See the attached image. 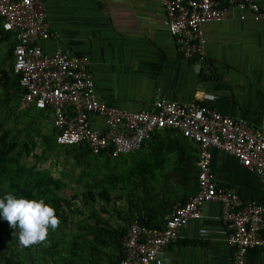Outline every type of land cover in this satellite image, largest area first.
<instances>
[{
	"label": "crops",
	"instance_id": "0c3cea01",
	"mask_svg": "<svg viewBox=\"0 0 264 264\" xmlns=\"http://www.w3.org/2000/svg\"><path fill=\"white\" fill-rule=\"evenodd\" d=\"M251 1L264 12V0ZM44 5L51 37L42 42L43 48L88 56L96 95L107 105L137 112L153 110L162 98L198 101L264 129V19L255 20L251 11L245 19L235 11L221 22L206 23L202 60L187 59L179 52L166 24L163 0H44ZM47 122L53 124V117ZM92 123L96 129L106 127L99 116ZM175 131L173 135L157 130L140 150L121 159V172L134 168L138 175L152 174L156 178L146 181L153 188L149 193L161 191L175 162L188 159L197 147ZM213 172L219 185L233 187L246 203L256 200L264 207V181L236 157L215 150ZM128 185L121 177V209L129 205ZM143 195L140 190L139 196ZM150 204L141 203L139 208L150 209ZM165 212L166 208L154 221L165 220ZM234 254L227 243L221 205L209 202L202 218L182 228L178 241L153 264H234ZM245 264H264V251L248 252Z\"/></svg>",
	"mask_w": 264,
	"mask_h": 264
},
{
	"label": "built area",
	"instance_id": "2783aa9c",
	"mask_svg": "<svg viewBox=\"0 0 264 264\" xmlns=\"http://www.w3.org/2000/svg\"><path fill=\"white\" fill-rule=\"evenodd\" d=\"M163 4L166 24L187 59H204L206 23L221 22L235 11L242 19L247 11L255 20L264 19V12L251 0H163ZM0 20L17 37L14 70L26 90L22 101L51 111L59 145H86L94 155L118 157L140 149L157 130L174 129L199 148L198 192L185 204L174 206L162 228L136 220L123 239L121 264L155 263L178 241L182 228L202 218L209 202L221 205L227 243L235 249L234 264H245L251 250L264 251L263 205L256 200L246 203L235 188L219 185L213 172L214 151L220 150L264 181V129L198 101L162 98L153 110L137 112L109 106L96 95L88 56L43 48L42 42L51 37L44 0H0ZM94 116L104 119V130L93 127Z\"/></svg>",
	"mask_w": 264,
	"mask_h": 264
},
{
	"label": "trees",
	"instance_id": "16d2710c",
	"mask_svg": "<svg viewBox=\"0 0 264 264\" xmlns=\"http://www.w3.org/2000/svg\"><path fill=\"white\" fill-rule=\"evenodd\" d=\"M16 44V35L6 31L0 20V197L10 192L43 199L55 209L59 225L55 231L49 229L44 241L22 247L18 229L0 218V264H121L125 257L123 239L136 220L144 226L162 228L174 206L185 204L198 192L199 148L195 147L188 159L175 162L173 174L164 177L161 191L149 193L153 188L147 182L156 177L143 171L138 175L134 168L121 172V159L142 147L113 157L106 153L94 155L86 145H59V130L54 123L47 133L41 129L45 120H51V111L22 101L26 90L21 75L14 70ZM164 131L177 134L174 129ZM38 145L42 155L56 151L81 167V181L85 182L81 197L65 195L67 185L62 179L23 161ZM144 169L148 170L147 166ZM121 177L130 184L129 205L123 209ZM140 190L143 197L139 196ZM141 203H151V210L140 209ZM165 208V220L154 221Z\"/></svg>",
	"mask_w": 264,
	"mask_h": 264
},
{
	"label": "clouds",
	"instance_id": "9594fccd",
	"mask_svg": "<svg viewBox=\"0 0 264 264\" xmlns=\"http://www.w3.org/2000/svg\"><path fill=\"white\" fill-rule=\"evenodd\" d=\"M0 218L18 229L22 247L44 241L49 229L55 231L59 225L55 209L43 199H28L10 192L0 197Z\"/></svg>",
	"mask_w": 264,
	"mask_h": 264
},
{
	"label": "rangeland",
	"instance_id": "374dc122",
	"mask_svg": "<svg viewBox=\"0 0 264 264\" xmlns=\"http://www.w3.org/2000/svg\"><path fill=\"white\" fill-rule=\"evenodd\" d=\"M42 132L47 133L52 128L51 122H43ZM40 143V142H39ZM36 153V156H35ZM27 164H37L42 169L50 170L56 177L62 179L67 188L64 194L67 196L80 195L84 190V181H81V167L75 165L73 159L65 154L54 152H47L45 155L41 154V145H38L30 156L23 159Z\"/></svg>",
	"mask_w": 264,
	"mask_h": 264
}]
</instances>
